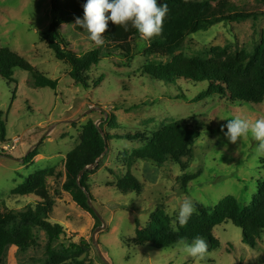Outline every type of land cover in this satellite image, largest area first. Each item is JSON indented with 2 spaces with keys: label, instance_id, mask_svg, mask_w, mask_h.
<instances>
[{
  "label": "rangeland",
  "instance_id": "obj_1",
  "mask_svg": "<svg viewBox=\"0 0 264 264\" xmlns=\"http://www.w3.org/2000/svg\"><path fill=\"white\" fill-rule=\"evenodd\" d=\"M229 1L264 14L261 0ZM51 12L52 0H0V47L18 53L38 72L58 81L56 90L37 88L33 74L20 69L15 70L13 82L0 77V112L6 124L5 142L0 133V211H21L40 202L35 196H13L12 191L30 175L55 167L62 177L48 179L55 202L49 221L66 230L57 246L86 243L84 248L88 251L81 258L87 257L93 264H195L178 244L154 249L129 242L136 237V221L141 228L148 226L158 209L177 217L185 198L209 213L227 196H234L243 206L251 205L257 193L256 181L264 177V167L260 165L264 154L257 152L258 142L251 135L232 144L224 135L227 128L223 132L221 128L227 119L236 116L253 122L264 117V103H233L219 96L193 103L191 100L205 84L179 82L167 86L142 77L141 72L150 63H167L178 55L211 59L215 47L253 52L264 41V15L221 23L190 35L173 56L140 55L131 64L116 57L104 58L90 70V88H85L75 85L69 65L58 60L42 41L52 23ZM68 26L59 25L63 36L70 39L68 28L73 25ZM83 45L77 43V49ZM106 116L114 117L116 125L106 123ZM182 120L199 128L201 135L179 164H132V152L143 142H108L107 152L100 158L101 167L90 181L92 204L105 225H99L91 213L82 210L63 191L65 159L79 145L83 127L89 121L112 135L130 132L150 136L167 124ZM16 140L19 144L12 150ZM33 151L36 156L26 161ZM129 165L144 186L140 195L124 196L114 185L106 184L116 182L110 170L123 175ZM214 236L221 246L212 250L206 240L208 252L200 264H264V238L257 251L251 249L243 243L242 230L231 223L217 227ZM34 239V246L27 252L9 248L3 264H47L48 235L38 228Z\"/></svg>",
  "mask_w": 264,
  "mask_h": 264
},
{
  "label": "trees",
  "instance_id": "obj_2",
  "mask_svg": "<svg viewBox=\"0 0 264 264\" xmlns=\"http://www.w3.org/2000/svg\"><path fill=\"white\" fill-rule=\"evenodd\" d=\"M86 2L87 0H52V23L42 38L55 57L69 65V75L75 85L85 88H90V70L104 58L116 57L131 64L140 55L173 56L190 35L208 31L221 23L242 22L264 15L229 0H157L158 4H167L169 9L161 36L143 41L131 23L125 31L123 26L109 21L108 29L104 33L105 44L98 47L88 38L87 31L75 24L77 17L83 18V5ZM260 2L264 4V0ZM63 23L73 25L68 26L70 39L65 38L60 31L59 25ZM77 43L84 45L77 49ZM142 44L144 45L141 46ZM211 54L213 56L208 60L178 55L167 63H150L143 67L142 77L167 86L177 85L179 82L195 86L205 84V88L191 100L193 103L205 101L213 96L226 98L233 103H264V41L256 46L253 52H230L228 48L215 47ZM16 69L31 72L37 88L49 87L56 90L58 87V81L38 72L24 57L9 48L0 47V77L13 82ZM97 83H94L95 87L98 86ZM106 123L111 127L115 126V118L109 117ZM0 133L2 141L5 142L6 124L2 120L1 112ZM200 135L199 128L182 120L169 123L150 136L130 132L113 135L105 132L103 136L96 123L89 121L83 127L79 145L65 159V182L62 189L82 210L91 213L100 225L101 220L90 207L86 192L94 201L91 176L100 169V158L106 152L108 142L113 139L141 141L143 145L132 152V164L149 161L161 166L168 161L177 164L182 162L181 157L188 153ZM34 156L36 151H33L26 161L32 160ZM98 160L97 167L86 170L79 178L83 170ZM260 165L264 167V158L260 159ZM110 173L116 178V182L106 184L114 185L120 194L126 196L143 193L144 186L132 173L130 165L123 175L116 174L113 170H110ZM51 177H62V174L57 173L55 167L41 170L30 175L12 191V195L16 197L40 198L41 201L36 205L21 211H0V264H3L9 248L15 247L20 252H27L33 247L34 230L38 228L45 231L49 237L46 248L47 264H93L87 257L81 258L88 251L84 248L87 247L86 243L70 242L67 247L57 246L62 236H66V230L61 224L49 221L55 205L48 188V179ZM256 183L257 193L249 206H243L234 196L222 199L213 213H209L203 206L196 205V212L186 225L181 227L177 223L178 231L173 230L172 226L176 217L158 209L152 215L148 226L141 228L136 221V237L129 242L132 241L140 247L167 249L177 245L182 237L191 242L194 237L201 236L209 241L211 249L214 250L221 246L214 236V230L231 223L242 230L243 243L257 251L259 241L264 238V177L257 179Z\"/></svg>",
  "mask_w": 264,
  "mask_h": 264
},
{
  "label": "clouds",
  "instance_id": "obj_3",
  "mask_svg": "<svg viewBox=\"0 0 264 264\" xmlns=\"http://www.w3.org/2000/svg\"><path fill=\"white\" fill-rule=\"evenodd\" d=\"M83 10V18L77 17L75 24L85 29L89 34L88 38L99 47L105 44L104 33L108 29L109 21L117 26H123L125 31L131 23L143 41L161 36L169 9L167 4H158L157 0H87ZM224 127L227 128L224 135L230 143L236 144L238 140L241 141L251 135V138L258 142L257 152L264 154V117L253 122L236 116L227 119V124L221 128L222 132ZM194 212L195 205L190 199L185 198L180 204L176 219L172 221L173 230H179L176 227L177 223L181 227L186 225ZM178 245L183 253L194 259L195 264H200L208 252V243L201 236L194 237L190 243L186 237H182Z\"/></svg>",
  "mask_w": 264,
  "mask_h": 264
},
{
  "label": "water",
  "instance_id": "obj_4",
  "mask_svg": "<svg viewBox=\"0 0 264 264\" xmlns=\"http://www.w3.org/2000/svg\"><path fill=\"white\" fill-rule=\"evenodd\" d=\"M90 112H91V110L87 111L86 114H88V113H90ZM84 116H86V115L84 114ZM106 119H107V116H106ZM73 122H74V121H73ZM96 126H97L98 130L100 131V133H101L103 136H105V132L100 128L99 124H96ZM47 135H48V134H46L45 137H46ZM39 143H40V142H39ZM39 143H38L37 145H39ZM37 145L34 146V147L36 148ZM33 149H34V148H33ZM107 149H108V148H107ZM107 149H106V152H107ZM31 151H32V149L29 151V153H30ZM106 152H105V153H106ZM105 153H104V155H105ZM104 155H103V156H104ZM103 156H102V157H103ZM98 164H99V160H98L94 165L89 166L88 168H86L85 170H83V171L80 173L79 178L82 177V175L84 174V172H85L86 170H88V169H93V168L97 167ZM86 194H87V197H88V203H89L90 207L94 210V212L96 213V215L98 216V218L101 220V222H103V225H105V221H104L103 218L99 215V213L96 211V209L94 208V206H93V204H92V200H91V198H90V194L87 193V192H86ZM103 227H104V226H103ZM100 229H101V228H100ZM93 241H94V243H96V237H95V235L93 236Z\"/></svg>",
  "mask_w": 264,
  "mask_h": 264
},
{
  "label": "built area",
  "instance_id": "obj_5",
  "mask_svg": "<svg viewBox=\"0 0 264 264\" xmlns=\"http://www.w3.org/2000/svg\"><path fill=\"white\" fill-rule=\"evenodd\" d=\"M18 144H19V140H16V141H15V145H14V147H12L11 149H12V150H15V149L17 148V145H18Z\"/></svg>",
  "mask_w": 264,
  "mask_h": 264
}]
</instances>
